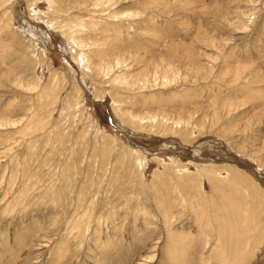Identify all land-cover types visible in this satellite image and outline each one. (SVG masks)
Wrapping results in <instances>:
<instances>
[{
    "label": "rangeland",
    "instance_id": "rangeland-1",
    "mask_svg": "<svg viewBox=\"0 0 264 264\" xmlns=\"http://www.w3.org/2000/svg\"><path fill=\"white\" fill-rule=\"evenodd\" d=\"M0 264H264V0H0Z\"/></svg>",
    "mask_w": 264,
    "mask_h": 264
},
{
    "label": "bare ground",
    "instance_id": "bare-ground-1",
    "mask_svg": "<svg viewBox=\"0 0 264 264\" xmlns=\"http://www.w3.org/2000/svg\"><path fill=\"white\" fill-rule=\"evenodd\" d=\"M124 113H125V112H124ZM128 113H129V112H128ZM128 117L131 118V119L133 118L134 120L138 119V118H137L138 116H136V115H129ZM133 119H132V120H133ZM139 119H140V117H139ZM176 122H177V121H176ZM176 122H175V123H176ZM176 125H177V123H176ZM179 125H180V124H179ZM203 169H204V168H202V170H203ZM186 173H187V172H186ZM208 173H209V172H208ZM210 174H211V173H210ZM217 174H218V173H217ZM219 174H220V173H219ZM208 175H209V174H208ZM212 175H213V174H212ZM210 176H211V175H210ZM209 178H210V177H209ZM209 178H208V179H209ZM209 181H210V180H209ZM211 183H212V182H211ZM230 214H231V213H230ZM228 224H229V223H228ZM222 226H223V225H222ZM229 226H230V225H229ZM222 229H223V228H222Z\"/></svg>",
    "mask_w": 264,
    "mask_h": 264
}]
</instances>
